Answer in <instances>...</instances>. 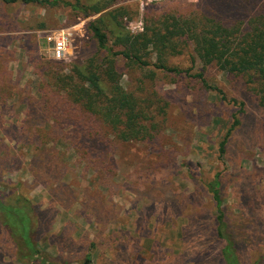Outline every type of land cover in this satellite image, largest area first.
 I'll list each match as a JSON object with an SVG mask.
<instances>
[{
  "label": "rangeland",
  "instance_id": "obj_1",
  "mask_svg": "<svg viewBox=\"0 0 264 264\" xmlns=\"http://www.w3.org/2000/svg\"><path fill=\"white\" fill-rule=\"evenodd\" d=\"M187 5H197L205 13L217 11L226 25L260 12L264 0H169L147 5L117 0L112 8L131 10L124 23L136 34L147 19L179 12V6L185 13ZM98 16L72 19L63 3L41 7L0 0V86L7 92L0 95V111H5L0 129L13 130L10 138L0 132V195L10 197L20 185V193L48 223L36 243L54 263L82 264L88 253L89 264H223L214 204L205 190L218 174L223 209L237 243L248 237L252 243L262 242L259 248L245 244L241 260L264 264V110L245 78L227 76L214 66L202 70L210 86L244 104L238 114L241 125L229 137L221 158L217 147L237 108L192 76L152 67L135 71L120 58V84L148 109L144 124L153 139L117 143L111 179L84 164L67 142L44 146L40 143L44 132L35 143L21 134L45 122V129L55 125L50 118L37 117L43 101L38 85L46 68L66 74L96 57L86 25ZM61 30L70 34V40L58 61L47 38ZM188 52L170 56L168 62L189 69ZM199 69L197 62L190 75ZM62 131L58 130L60 137ZM256 198L262 199L256 203ZM0 264H29L18 257L2 224Z\"/></svg>",
  "mask_w": 264,
  "mask_h": 264
},
{
  "label": "trees",
  "instance_id": "obj_2",
  "mask_svg": "<svg viewBox=\"0 0 264 264\" xmlns=\"http://www.w3.org/2000/svg\"><path fill=\"white\" fill-rule=\"evenodd\" d=\"M1 1L7 4H37L41 7H56L63 3L72 19L99 15L86 25L96 46V57L82 67L73 66L70 73L66 74L46 68L44 80L38 85L43 101L37 117H42L43 121L50 118L55 125L45 129V122V125L33 127L29 133L23 131L21 134L27 137L29 143H35L36 140H42L40 136L44 132V139L40 142L44 146L50 142L54 144L57 140L67 142L84 164L98 169L101 176L108 179L115 175L113 147L117 143L153 139L151 131L144 124L149 115L148 109L142 107L132 94L125 92L120 84L118 58L134 70L152 67L167 74L192 76L205 90L214 92L222 102L237 108L218 144L219 158L226 153L229 137L241 125L238 114L242 113L244 104L228 99L220 89L210 86L202 70L214 66L227 76L245 78L246 84L252 86L258 105L264 110V8L245 21L236 20L233 24L225 25L217 11L205 13L198 10L197 5H187L188 10L180 13L183 7L179 6V12L165 11L158 18L147 19L142 32L133 34L124 23L131 18V10L128 7L112 8L117 0ZM187 49L189 69L182 70L168 62L170 56L182 55ZM197 62L199 72L190 75ZM0 88L3 97L7 92L5 87ZM21 103L24 104L23 101ZM25 108L28 113L26 104ZM4 112L0 111V116ZM58 130H63L61 137L57 134ZM0 132L4 137H13V130L7 127L0 129ZM221 187L218 174L205 185L214 204L215 237L222 243L219 256L223 264H245L240 254L244 252L245 244L252 239L248 237L241 244L237 243L238 239L233 235L223 209ZM261 199L256 198L254 201L257 203ZM41 217L30 200L20 193L19 184L10 197L0 195V224L13 238L18 257L26 259L29 264H58L36 243L39 231L48 224ZM50 227L51 222L48 225ZM261 243L257 239L253 241L252 247L259 248ZM256 262L252 264H259V261ZM89 263L90 254L87 253L82 264Z\"/></svg>",
  "mask_w": 264,
  "mask_h": 264
},
{
  "label": "built area",
  "instance_id": "obj_3",
  "mask_svg": "<svg viewBox=\"0 0 264 264\" xmlns=\"http://www.w3.org/2000/svg\"><path fill=\"white\" fill-rule=\"evenodd\" d=\"M141 3L150 4L153 2H167L169 0H139ZM70 34L64 30L58 31L53 37H48L47 41L52 44L54 59L60 61L64 58L68 49Z\"/></svg>",
  "mask_w": 264,
  "mask_h": 264
}]
</instances>
